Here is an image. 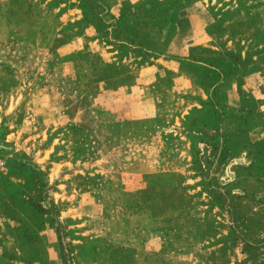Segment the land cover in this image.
<instances>
[{
    "label": "rangeland",
    "instance_id": "rangeland-1",
    "mask_svg": "<svg viewBox=\"0 0 264 264\" xmlns=\"http://www.w3.org/2000/svg\"><path fill=\"white\" fill-rule=\"evenodd\" d=\"M156 124L203 138L145 153ZM0 147V264H264V0H0ZM159 196L191 199L132 214Z\"/></svg>",
    "mask_w": 264,
    "mask_h": 264
},
{
    "label": "crops",
    "instance_id": "crops-1",
    "mask_svg": "<svg viewBox=\"0 0 264 264\" xmlns=\"http://www.w3.org/2000/svg\"><path fill=\"white\" fill-rule=\"evenodd\" d=\"M171 70H173V73H176L175 75L176 77L174 75L172 76L173 84L171 85L170 88L164 89L163 96H166V98H169L170 95L173 92H175L177 88L181 89L182 91L183 90L188 91L192 95H194L193 93H197L198 90L197 91L195 90L198 89V86L194 84L191 77L187 75V72L178 70L175 67H172ZM183 76L184 78H186L185 86L182 85V83L180 84L179 79L177 80V77L179 78ZM145 84H148V83H144L142 90L140 91L143 94V98L140 97V100H139L142 110L138 109V115L134 117H136V119H141V120H148V119L153 120L154 118L158 117V115L160 114L156 112L157 110L155 109V105L154 104L152 105L150 103V99L145 98L146 97V92H145V87H144ZM29 90H30L29 102L32 103L34 107H42L43 109L47 110V114L49 116L48 119L50 120L51 123H53L56 119L60 118L61 116L60 107H59L60 99H59L58 90H56V88H54L50 84L36 82V84H32L30 86ZM157 100L158 98L156 96L155 97L152 96V101H153L152 103H154ZM180 117H183V116H180ZM180 117L177 116L174 119L175 123L180 121ZM123 118H126V116H124ZM166 122L170 123L169 119ZM156 127H158L157 124L154 125L152 129L145 130L142 135L143 141H141L140 147H142V150L145 153L149 150V147L152 145L155 146V151L157 154H161L165 152L166 150H169L168 142H166L165 140H168L169 136L171 135V137H173L176 142L174 144V148L179 149V146H183L184 149L180 150V152L186 153V156H187V153L190 152L193 146V142H192L193 133L195 135L200 134L201 138H203L202 137L203 131L190 132L186 129L169 130L170 134H166L165 131L163 132L162 129H159ZM199 145H200V149L207 147V143L204 142L202 139L199 140ZM187 159L188 158L182 160L181 158H179V156L176 155L175 157L176 165L171 166V168L177 169V170L182 169V168L188 169L190 163L186 162ZM157 161H158V169H156L153 172V174H162V173H166L167 171H170L169 169H166V168H169L168 167L169 163L174 162L173 160H164V157H161L160 155H158ZM163 163H166L167 167ZM131 165H129L127 168H130ZM190 199L191 197L188 198L187 196L155 197L152 200H148L146 204H143L142 206L143 208L141 210L134 211L132 212V214L146 216L147 218L150 219V221H152L153 226H155L158 223V220L166 219V217H169L170 213H167V212L176 211V207L178 204L181 203V201L183 203H187V201L190 202ZM158 204L161 206L162 208L161 210L163 211L160 210V208L158 207Z\"/></svg>",
    "mask_w": 264,
    "mask_h": 264
},
{
    "label": "built area",
    "instance_id": "built-area-1",
    "mask_svg": "<svg viewBox=\"0 0 264 264\" xmlns=\"http://www.w3.org/2000/svg\"><path fill=\"white\" fill-rule=\"evenodd\" d=\"M7 171V163L4 154L2 153V149L0 147V174H4Z\"/></svg>",
    "mask_w": 264,
    "mask_h": 264
}]
</instances>
